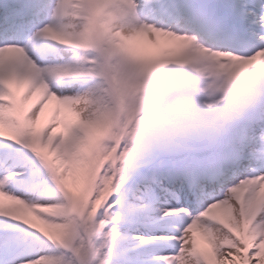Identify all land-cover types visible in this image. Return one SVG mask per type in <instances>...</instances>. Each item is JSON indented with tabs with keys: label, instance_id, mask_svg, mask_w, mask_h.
Instances as JSON below:
<instances>
[{
	"label": "rangeland",
	"instance_id": "374dc122",
	"mask_svg": "<svg viewBox=\"0 0 264 264\" xmlns=\"http://www.w3.org/2000/svg\"><path fill=\"white\" fill-rule=\"evenodd\" d=\"M173 1L36 0L38 9L35 19L38 20L30 26L33 38L26 45H37L45 50L41 59L36 60L40 65L37 69L47 68L54 76L64 77L70 82L72 89L76 90V95L65 107L59 120H64L66 115L72 116L76 127L83 132L85 127H100L111 118L112 109L105 99L104 80L89 32L86 11V3L89 2L98 12L105 51L123 102L124 116L126 118L134 111H141L120 148V165L123 163L125 150L131 149L145 135L155 134L161 127L180 122L183 127L191 130V134L203 136L198 128L210 123L206 122L207 116L214 119L219 112L223 116L222 120L236 115L242 117L238 137L245 135L243 144L247 150L246 159L264 161V129L251 125L249 118L243 116L244 111L237 107V94L240 89L254 79L264 81V51L251 48L241 34L236 40H215L206 45L196 30L179 16L176 8L171 5ZM40 10L44 11L43 15H39ZM46 28H49L54 43L64 41L75 46L74 49L63 50L55 47L49 41L50 38L44 36L43 29ZM205 50L215 52L216 55L198 62V54ZM219 56L225 57L228 62L221 65L222 76L213 72L212 63ZM140 67L143 68L142 71H139ZM240 68H243V72L239 74V83L231 85L230 77L232 79L234 74L239 73ZM8 79L0 80V85L6 87ZM50 81L52 80L44 81L46 95L35 105L32 114L40 112L51 96L55 97L54 82ZM13 84L14 82L11 83ZM220 91L223 92L222 97L203 99L207 98L208 93ZM200 94L203 98L198 97ZM204 107L206 111L202 112ZM163 116L170 117L171 122L165 125L156 124ZM258 120L264 123V114ZM30 123L34 126L31 119ZM58 123L59 121L44 130V133L48 130V136L44 139L47 147L41 149L51 158L62 182L76 188L80 182L72 173L82 172L84 186L80 194L91 190L97 196L101 192L99 190L104 188L107 177L105 168L98 169L97 163L101 156L111 151L112 144L104 147L80 144L72 153L63 150L58 153L52 147L54 133L60 134ZM2 126L3 118L0 122V127ZM64 140L65 138H61L59 145ZM248 149L256 153L250 154ZM9 179L13 178L0 180V197L8 195L3 189ZM25 183L26 181L17 180L12 185V190L19 195ZM42 192L45 193V199L42 198ZM22 193L19 196L24 197L27 207L23 205V213L17 212L15 217L27 221L32 229L69 240L83 255L92 250L96 256L94 264L108 261L115 235L110 233V225L114 221L106 219L108 223L100 230L101 222L95 219L89 229L96 236L84 246L75 238V224L72 219L61 214L59 201L47 198L49 195L57 197L50 185ZM37 210L47 212L49 218L43 219L34 214ZM92 219L93 217H89L90 222ZM208 219L227 223L230 221V213L216 212ZM0 221L7 222L2 218ZM6 240L14 243L25 241L13 236ZM25 242L31 249H38L34 244ZM44 250L50 253L42 256L47 259L46 264H75L54 247H44Z\"/></svg>",
	"mask_w": 264,
	"mask_h": 264
},
{
	"label": "snow or ice",
	"instance_id": "6c2138e0",
	"mask_svg": "<svg viewBox=\"0 0 264 264\" xmlns=\"http://www.w3.org/2000/svg\"><path fill=\"white\" fill-rule=\"evenodd\" d=\"M185 7L198 22L239 33L251 48L264 51V0H189ZM32 38V29L17 25L14 15L0 28V49H21ZM33 48L41 59L45 50ZM32 64L40 67L35 60ZM17 95L0 85V180L12 177L3 190L23 201L12 185L26 181L22 192L48 186L52 172L38 151L47 147L40 114H32L34 126L21 124ZM80 135L71 129L59 147H52L72 153ZM219 151L217 142L197 134L150 133L125 152L118 175L105 177L111 193L97 214L98 221H114L108 264H264V161H242L233 154L226 163L210 166ZM21 160L31 167H21ZM216 212L230 213V221L208 219ZM0 218L9 222L0 225L5 232L13 225L30 230L27 221ZM5 239L0 232V241ZM49 254L38 248L21 256L0 243V264H38Z\"/></svg>",
	"mask_w": 264,
	"mask_h": 264
},
{
	"label": "bare ground",
	"instance_id": "6f19581e",
	"mask_svg": "<svg viewBox=\"0 0 264 264\" xmlns=\"http://www.w3.org/2000/svg\"><path fill=\"white\" fill-rule=\"evenodd\" d=\"M187 4L188 0H184ZM15 9L10 13L6 14V11L0 12V28H3L5 25H7L10 21V19L15 15V23L17 25H25L28 28L30 26L34 25L36 22L35 19V10L38 9V6L36 5V0H19V4L14 6ZM44 11L40 10L39 15H43ZM31 23V24H28ZM203 23L204 28L208 31L210 37H215L217 34H219L218 29H215L211 25ZM45 38L48 37V28L43 29ZM207 34V36H209ZM234 36H237L234 34ZM48 41V39H47ZM43 43H46L43 41ZM215 56V52H212L210 50H205L204 53L198 54V62H202L203 59L207 57H213ZM31 58V59H30ZM33 60H37V57L34 53L33 45H26L23 49H0V80H4L5 78L8 79V84L6 89H12L18 93V103L19 107L21 109V112L24 114L23 122L24 125L31 126L30 119L32 117V111L34 112L35 105L38 103L41 98L46 95V89H45V80H52L54 81V90L55 92L63 94V99L59 95H55V97L49 98V100L46 101L43 108L40 110L39 114L42 121V127L41 130H45L49 127L51 124H55L59 121L58 125L60 126V134L54 133V138L52 140V145H56L59 147V143L61 141V138H67L70 134L71 129H76L79 131V129L76 127V125L73 122V117L66 115L64 117V120H59L60 115L64 114L63 110L65 107H67L70 102L72 101L73 97L76 95V90L72 89L70 82H68L67 79L60 76H54L51 71H49L47 68H42V70H39L35 67V65L32 64ZM24 70V72H23ZM239 73L234 74L231 80V85H234L236 83H239L238 77L241 72H243V68H240ZM38 73V75H37ZM47 77V78H46ZM5 82V81H3ZM11 82H14V87L11 86ZM222 91L220 92H211L208 93L207 98H203L201 94L198 96L200 98L205 99H215L216 97H222ZM25 100L27 102H25ZM201 100V99H199ZM206 100V101H209ZM205 108V107H204ZM245 111H248L247 109H244ZM202 112L206 111L205 109L201 110ZM200 111V112H201ZM249 114V112H246ZM28 117V118H27ZM221 116H217L216 122L215 119H209L208 121L212 123L219 122L218 119H220ZM2 121V116H0V122ZM105 125L101 126V131H98V128L96 127H88L86 132H80V137L76 140V146L78 145H88L91 144V146L97 145L98 147H104L108 146L110 143V137H106L102 135V131L105 128ZM48 136V130L46 133H43L42 139L44 140ZM256 152H253L255 154ZM244 159V158H243ZM247 160V159H246ZM245 161V159H244ZM21 167H24L27 165V163L23 160L20 161ZM73 177L79 179V182H82V172H73ZM76 190L78 192L81 191L83 185V182L81 184L76 185ZM75 189L74 187H72ZM19 192V191H18ZM23 194L22 192H19ZM42 198L45 199V193L42 192ZM49 200L56 201L58 200V196L54 197L52 195H49L47 197ZM24 201V197H23ZM23 213V205L17 202V200L13 199L11 196L6 195L4 197H0V215H11L15 217V214ZM34 214H37L38 216L42 217L43 219L49 218L48 213L41 210H37L34 212ZM42 221V220H41ZM105 222V220L101 221ZM68 228L71 229V226L68 225ZM35 231H38V229H34ZM6 237H11L9 234H4ZM96 235L95 232L92 233V237ZM0 243H3L4 247L12 249L14 254H18L21 256L26 255L29 253L32 249L30 246L27 245L26 242L22 243H14L13 241H7L6 239L3 241H0ZM34 250V249H33ZM146 251L151 252L152 246H149ZM47 259L45 257H42L40 261H38V264H46ZM92 262H96V256H94V259ZM99 264H108L107 262L99 263Z\"/></svg>",
	"mask_w": 264,
	"mask_h": 264
},
{
	"label": "clouds",
	"instance_id": "9594fccd",
	"mask_svg": "<svg viewBox=\"0 0 264 264\" xmlns=\"http://www.w3.org/2000/svg\"><path fill=\"white\" fill-rule=\"evenodd\" d=\"M241 124L242 117L236 115L227 120H222L211 125H202L198 128V132L206 135L208 138L217 142L220 146V151L217 157L214 160L209 161L210 166H218L226 163L231 155L236 154L239 151L238 133ZM155 134L161 136H175L177 134L187 136L191 134V130L183 127L180 122H176L172 125L161 127ZM17 202L27 207L24 201L17 200Z\"/></svg>",
	"mask_w": 264,
	"mask_h": 264
},
{
	"label": "trees",
	"instance_id": "16d2710c",
	"mask_svg": "<svg viewBox=\"0 0 264 264\" xmlns=\"http://www.w3.org/2000/svg\"><path fill=\"white\" fill-rule=\"evenodd\" d=\"M106 101L108 102L107 96H106ZM77 237H78L79 240H81L80 233H79L78 229H77Z\"/></svg>",
	"mask_w": 264,
	"mask_h": 264
}]
</instances>
